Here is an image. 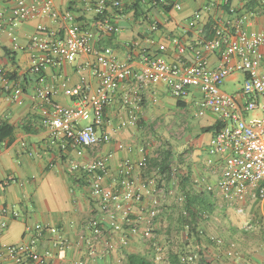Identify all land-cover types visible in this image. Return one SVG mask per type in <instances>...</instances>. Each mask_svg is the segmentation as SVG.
Masks as SVG:
<instances>
[{
    "label": "crops",
    "instance_id": "crops-1",
    "mask_svg": "<svg viewBox=\"0 0 264 264\" xmlns=\"http://www.w3.org/2000/svg\"><path fill=\"white\" fill-rule=\"evenodd\" d=\"M222 1L170 0L171 5L162 7L156 0H136L116 9L106 0L108 7L100 14L96 0H53L54 8L60 14L69 12L70 19L35 16L17 22L11 30L19 48L13 49L8 29L14 4L0 0L4 12L0 66L21 89L15 98L0 90V264H16L8 248L26 245L36 258L23 257L22 264H130L133 254L155 264H186L191 253L198 256L195 264H264V198L253 193L230 198L216 187L222 158L209 152L213 130H203L216 124V116L208 110L198 114L199 88L191 86L188 98L180 101L165 82L139 78H143V52L170 63H192V48L199 40L211 38L218 19L228 17ZM229 4L247 15L243 28L248 34L264 29V0H229ZM104 18L116 31L105 32L99 27ZM70 23L92 33L90 44L98 54H80L73 61L48 65L39 74L30 72L31 54L37 50L28 43L38 33L37 26H44V34L62 37ZM152 23L157 25L155 30ZM174 39L184 46L183 53L177 52ZM160 45L165 49L160 50ZM105 47L116 60L128 63L131 74L119 83L105 106L99 143L90 148L74 146L64 135L49 132L42 123V111L53 103L73 106L78 95L70 90L81 81L87 91L98 89L99 77L93 68L99 65ZM220 63L224 59L219 50L207 53L209 69ZM227 63L233 65L236 59L231 57ZM243 77L242 72L234 71L225 81L240 84ZM41 86L52 88L48 99L36 96ZM187 108H194L198 117L193 123L181 127L172 138L159 132L164 121L172 120L173 112ZM130 113L136 116L133 124L125 123ZM159 148L171 151L174 172L165 176L149 166ZM106 154L111 156L103 181L111 183L120 195L116 214L122 229L114 232L103 220V232L94 234L90 219L106 215L91 195L90 178L83 166ZM144 156L146 164L142 165ZM126 159L133 164L129 179L141 194L140 200L123 198L120 164ZM210 184L212 191L206 189ZM154 200L159 206L151 216ZM186 208L192 217L185 214ZM35 224L42 226L40 234ZM132 226L134 232L129 231ZM146 228L151 229L152 238L142 236Z\"/></svg>",
    "mask_w": 264,
    "mask_h": 264
},
{
    "label": "built area",
    "instance_id": "built-area-1",
    "mask_svg": "<svg viewBox=\"0 0 264 264\" xmlns=\"http://www.w3.org/2000/svg\"><path fill=\"white\" fill-rule=\"evenodd\" d=\"M10 1L14 4V16L8 34L13 49L19 48L17 37L11 30L17 22L35 16L70 19L69 12L60 14L54 8L53 0ZM135 1L111 0V6L121 9L124 3L132 4ZM156 2L165 7L171 5L170 0H156ZM222 2L227 6L228 17L218 19L213 25L211 38L199 40L192 48L194 59L192 63L187 64L180 60L170 63L159 55L143 52L140 54L143 78H139L165 82L171 94L180 101L188 98L191 86L198 87L201 93L198 114L201 115L204 110H208L216 116L217 128L212 133L209 145V152L222 158L221 176L216 187L230 198L251 193L264 198V186H262L264 181V50L261 49L264 46V29L255 34H248L243 28L247 15L230 6L229 0ZM96 3V11L100 14L108 7L106 0H96ZM174 5L179 8V4ZM194 24V20L189 22L190 26ZM3 25L4 12L0 11V29ZM99 27L105 32H113L117 29L106 18L100 22ZM156 28V23H152L151 29ZM44 29V26L38 25V33L32 35L28 43L29 48L37 50V53L31 54L29 70L32 73L39 74L46 66L59 64L62 60L73 61L80 54H98V51L90 44L92 33L81 29L77 24L66 25L62 37L56 36L53 32L44 34ZM173 41L177 52L183 53L184 46L176 39ZM159 49L164 50L165 46L160 45ZM215 50H219L224 63L209 69L207 53ZM101 52L103 55H98L100 57L97 64L104 68L99 69L97 67L99 65L93 68V74L99 77L98 89L95 92L87 91L81 81L77 87L70 90V93L78 95L73 106L53 103L49 109L42 111V123L52 135H64L72 145L82 148H90L99 143L98 128L103 123L105 106L111 101L119 83L131 74L128 63L116 60L109 47L103 48ZM231 57L236 59L233 65L227 63ZM234 71L242 72L244 77L238 90L228 93L222 89V85L226 77ZM40 80L42 82V78ZM0 90L9 93L13 98L21 92L20 87L13 84L1 66ZM49 93H52V88L41 86L36 96L40 99H48ZM256 110L260 113L246 115ZM82 121L87 123L81 125ZM135 121L136 116L130 113L125 123L133 124ZM110 156L111 154L99 156L83 166V172L90 178L91 195L98 202L100 211L106 215V217L93 216L90 219L89 226L94 234L103 232V220L114 232L122 229L116 214L120 195L111 183L103 181L107 174ZM141 164H146L145 156L142 157ZM120 166L124 174L120 181L124 188L123 198L140 200L141 194L132 187L129 179L133 164L126 159ZM76 167L77 164H74L73 168ZM145 187L143 184V188ZM206 189L212 191L214 187L210 184ZM163 190L164 188L162 192ZM154 206L155 208L149 211L151 216L157 214L158 200H154ZM122 218L126 219V216L123 215ZM4 226L5 222L2 221L1 227ZM34 228L40 234L42 226L35 224ZM135 230L134 226L129 228L131 232ZM142 236L149 239L153 237V233L150 228H146ZM121 240L123 243L126 242L124 237ZM217 241L221 242L219 239ZM8 252L14 257L16 264H22L23 257L36 258V254L27 245L20 248L9 247ZM197 258L195 253L188 254L186 264H195ZM156 259L159 260V256Z\"/></svg>",
    "mask_w": 264,
    "mask_h": 264
},
{
    "label": "rangeland",
    "instance_id": "rangeland-1",
    "mask_svg": "<svg viewBox=\"0 0 264 264\" xmlns=\"http://www.w3.org/2000/svg\"><path fill=\"white\" fill-rule=\"evenodd\" d=\"M239 85H241V82L240 84H233L232 81L226 80L222 85V89L228 93H231ZM251 114L252 112L249 115ZM197 118L198 117H196L194 114V108L192 109L187 108L186 110L183 111L176 110L175 112L172 113V120L170 119L164 121L160 125L158 130L160 133L166 135L167 138H172V136H175V133L180 131L181 127L193 123V121ZM81 123L85 124L86 122L82 121Z\"/></svg>",
    "mask_w": 264,
    "mask_h": 264
},
{
    "label": "trees",
    "instance_id": "trees-1",
    "mask_svg": "<svg viewBox=\"0 0 264 264\" xmlns=\"http://www.w3.org/2000/svg\"><path fill=\"white\" fill-rule=\"evenodd\" d=\"M165 7V6H162ZM167 9V8H164ZM217 125L215 124L214 126L211 127H206L203 130L204 131H208V130H216ZM157 151V156L153 158L152 163L149 164V166L151 165L156 172L161 175V176H165L168 173L173 172L171 169V165H170V161H171V151L169 150V148H159ZM185 214L188 215V217H192L193 213L191 212V210H189L188 208L185 209ZM129 263L130 264H155V261H150L146 258H144L143 256L140 255H130L129 256Z\"/></svg>",
    "mask_w": 264,
    "mask_h": 264
}]
</instances>
